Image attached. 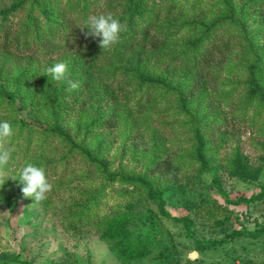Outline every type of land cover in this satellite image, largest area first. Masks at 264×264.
Segmentation results:
<instances>
[{
  "label": "trees",
  "instance_id": "1",
  "mask_svg": "<svg viewBox=\"0 0 264 264\" xmlns=\"http://www.w3.org/2000/svg\"><path fill=\"white\" fill-rule=\"evenodd\" d=\"M102 1L10 0L9 6L0 7V111L18 123L9 138L27 140L18 152L20 166L31 162L45 169L51 193L39 203L48 209L63 189L70 190L68 209L74 218L69 228L77 229L99 216L106 188L116 184L123 187L119 196L149 200L165 213L166 194L178 190L166 177L174 165L180 169L201 165L220 195H227L223 172L245 182L259 181L261 167L250 165L239 148L220 159V150L233 135L216 127L226 122L220 120L222 111L215 102L225 96L231 100V95L220 93L215 82L223 81L226 73L248 74L239 106L245 114L253 111L251 125L264 135V0H104V5ZM99 14H111L123 25L119 39L105 50L99 47V38L86 36L82 29L89 16ZM14 16L17 23L7 25ZM11 36H16L17 48L8 45ZM60 61L67 62L65 79L49 80L45 69ZM169 111L179 118L177 125L187 128L172 140L161 137L160 128L151 124L154 113ZM29 118L33 124L26 122ZM5 139L0 138V144ZM135 139H142L145 147L135 145ZM118 141L122 156L131 152L133 161H143V170L136 172L122 163L110 169L107 158ZM7 166L8 162L3 168ZM81 171L84 177L70 179ZM99 176V187L85 188ZM5 184L14 194L22 193L18 181L9 177ZM259 188V194L249 199L233 201L226 196L227 203L264 204V184ZM200 205L196 211L189 207L186 216L172 217L185 227L196 250L216 249L240 237H264L260 227L232 230L221 241L199 239L197 222L216 227L231 223L230 212L218 201ZM100 220L102 235L122 263L149 255L152 242L131 236L128 214Z\"/></svg>",
  "mask_w": 264,
  "mask_h": 264
},
{
  "label": "rangeland",
  "instance_id": "2",
  "mask_svg": "<svg viewBox=\"0 0 264 264\" xmlns=\"http://www.w3.org/2000/svg\"><path fill=\"white\" fill-rule=\"evenodd\" d=\"M102 3L104 5V0ZM9 5L10 0H0V7ZM70 18H73L72 14ZM18 19L14 16L6 24L14 25ZM240 41L239 39L238 45ZM7 43L10 47L17 48L16 36H11ZM31 47H34V44ZM19 49L22 50V46ZM235 50L239 51V48ZM23 52L28 51L23 50ZM232 60L237 61V56L235 55ZM228 62L232 63L231 60ZM222 79L223 81L218 79L215 83L220 85V93L230 92L231 100H226L227 96H225L222 100L215 102L218 109L222 111L220 120L226 122L216 127L220 128L221 132L227 131L233 136L220 150V159L226 157L227 153L236 147L239 148L244 156L248 157L250 165L261 167L259 181L249 179L245 182L223 172L222 187L227 195H220L216 189L211 188L212 176L204 172L201 165L195 164L183 169L174 165L171 172L166 173V177L175 182L178 190L175 194H166L165 213H161L158 204L149 200L130 195L119 196L117 191L123 187L116 184L106 188V196L98 209L100 214L97 218L90 220L89 224H81V227L77 229L69 228L74 218L68 209L69 201L73 199L69 198L70 190L63 189L53 206L46 209L39 201L35 202L22 193L14 194L12 190H9L12 188V183L10 188L4 185L5 179L9 177L12 182L15 181L12 178L21 168L20 163H23L22 156L18 152L27 143L25 137L13 141L8 137L0 144V150L6 149L10 153L7 168H0V264H264V237L256 240L240 237L219 248L201 252L196 250L194 241L187 235L185 227L172 218H181L190 214L189 207H193L196 211L203 201L212 204L216 200L230 212L231 223L216 227L212 223L204 226L197 222L194 227L199 239L221 241L225 235L235 229L256 230L264 227V204L260 202L256 204L244 202L239 205L227 203L226 196L235 201L241 197L249 199L259 194V184H264V135L257 131V126L251 125L253 111L249 110L245 114L239 106L245 98L244 82L248 80V74L243 72L237 76L235 73H226L223 74ZM236 83L239 84L236 85ZM214 97V95L211 96L213 103ZM7 117L5 112L0 111V120H8L12 126L18 124L17 121L14 122ZM24 117L28 118L27 113H24ZM263 120L264 117L261 121ZM26 122L33 124L34 119L29 118ZM162 122H168V124L163 125ZM178 122L179 118L169 111L166 114L161 112L159 116L154 113L151 124L153 127L160 128L161 137L172 140L175 135H182L187 129L177 125ZM258 125H261L260 122ZM32 136L40 139L39 135ZM182 139L185 138L182 137ZM134 142L137 146L145 147L142 139H135ZM131 143L132 141L129 140L127 144ZM122 153L123 147L118 141L112 146L107 158L111 170L118 169L121 163L136 172L143 170V161H133L131 152H127L125 157ZM51 172L49 169V174ZM80 177H84L83 171L76 172L70 179ZM99 177H94L91 185L88 183L85 188L99 187L102 182V178ZM49 191L47 194L51 193ZM78 196L75 195L76 198ZM120 212H125L131 217L130 229L133 238L149 239L152 242L148 247L150 253L143 260L122 263L112 252L109 240L102 235L100 219L104 216L114 217ZM166 213L170 216H165Z\"/></svg>",
  "mask_w": 264,
  "mask_h": 264
},
{
  "label": "clouds",
  "instance_id": "3",
  "mask_svg": "<svg viewBox=\"0 0 264 264\" xmlns=\"http://www.w3.org/2000/svg\"><path fill=\"white\" fill-rule=\"evenodd\" d=\"M82 29H86V36L93 39L99 38L98 45L105 50L119 39L123 25L111 14H99L89 16L84 21ZM66 74V61L55 62L45 69V76L51 81H61L65 79ZM12 130L13 126L8 120H0V138L9 137ZM9 156L8 150H0V168L6 166ZM12 179L19 182L22 194L32 198L35 202L45 199L51 187L45 169L31 162L25 163Z\"/></svg>",
  "mask_w": 264,
  "mask_h": 264
}]
</instances>
